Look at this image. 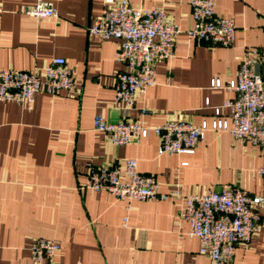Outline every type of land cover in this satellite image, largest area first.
<instances>
[{"label":"crops","instance_id":"crops-1","mask_svg":"<svg viewBox=\"0 0 264 264\" xmlns=\"http://www.w3.org/2000/svg\"><path fill=\"white\" fill-rule=\"evenodd\" d=\"M44 1L59 18L26 15L36 0H0V69H41L64 57L76 71V89L39 92L31 109L0 100V264H32L37 237L60 243L57 264H212L200 252V239L189 236L181 198L118 200L85 187L90 167L136 158L140 172L156 176L163 192L190 195L239 185L264 197V176L256 172L264 164V147L209 130L193 154H159L155 133L115 145L95 129L94 119L211 123L221 107L220 117L231 124L223 105L236 93L214 88L212 81L229 83L245 53L263 45L264 0H215L216 13L237 26L229 46L188 35L192 0H127L136 8H165L181 29L174 57L158 63L156 83L128 112L115 92L125 68L117 60L121 40L89 34L105 0ZM259 212V230L250 243L237 245L230 264H264V204Z\"/></svg>","mask_w":264,"mask_h":264},{"label":"built area","instance_id":"built-area-1","mask_svg":"<svg viewBox=\"0 0 264 264\" xmlns=\"http://www.w3.org/2000/svg\"><path fill=\"white\" fill-rule=\"evenodd\" d=\"M191 5L190 37L223 46L234 42L236 23L232 17L216 13L215 0H192ZM24 13L38 20L60 17L59 11L44 0H36ZM89 34L121 40L117 60L125 68L117 74L115 92L116 101L128 112L136 107L138 96L156 83L158 63L174 57L181 29L169 20L163 7L136 8L127 0H105L102 14L89 28ZM212 86L236 93L223 105L230 109L231 124L220 117L221 107H216L211 123L181 119L148 126L141 118L112 122L96 116L94 127L106 133L115 145L138 142L153 132L161 138L159 154H193L209 130L229 131L243 142L264 147V43L245 53L234 79L227 84L214 79ZM75 89L76 71L64 57L53 58L41 69H0V100L14 101L29 109L39 92L56 95ZM147 112L141 111L144 115ZM256 172L264 176V164ZM85 187L108 191L123 201L181 198V217L190 223L189 236L200 239V252L212 264H230L237 245L250 243L262 221L259 206L264 204L263 196L251 195L239 185L190 195H181L176 189L163 192L156 176L140 172L136 158L120 165L90 167ZM30 250L32 264H57L55 257L61 245L37 237Z\"/></svg>","mask_w":264,"mask_h":264}]
</instances>
